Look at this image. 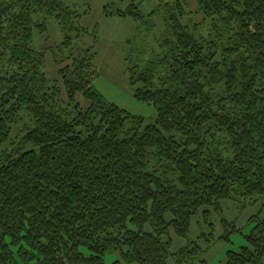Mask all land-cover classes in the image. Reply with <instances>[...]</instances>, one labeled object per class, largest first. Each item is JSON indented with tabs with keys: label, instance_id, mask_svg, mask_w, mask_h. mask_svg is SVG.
<instances>
[{
	"label": "trees",
	"instance_id": "trees-1",
	"mask_svg": "<svg viewBox=\"0 0 264 264\" xmlns=\"http://www.w3.org/2000/svg\"><path fill=\"white\" fill-rule=\"evenodd\" d=\"M156 1L163 53L127 67L133 96L156 113L143 127L95 89V53L72 42L71 6L0 0V264H106L107 255L112 264H208L205 250L241 234L222 219L215 237L208 221L223 215L222 201L264 209V0H195L194 10L190 0ZM43 13L63 33L57 84L46 51L31 47L33 32L47 31L35 19ZM116 14L141 18L133 5ZM23 117L30 123L12 137ZM197 215L211 226L204 245L172 252V236L187 238ZM260 215L223 264H264Z\"/></svg>",
	"mask_w": 264,
	"mask_h": 264
},
{
	"label": "rangeland",
	"instance_id": "rangeland-1",
	"mask_svg": "<svg viewBox=\"0 0 264 264\" xmlns=\"http://www.w3.org/2000/svg\"><path fill=\"white\" fill-rule=\"evenodd\" d=\"M71 6L78 18L72 31L69 32L72 42L82 47H92L95 53L94 65L98 70V76L94 81V87L104 98L117 104L133 116L141 118L142 126L155 121L154 108L146 103H141L133 96V88L128 82L127 67L132 64L144 65L152 58L163 53L160 44L169 37L166 31L165 9L163 3L156 0H61ZM195 0H190V8L196 9ZM136 6L141 18L120 17L116 13ZM105 9L113 13L106 16ZM136 10V9H135ZM38 22H45L47 31L33 32L31 47L44 49L46 60L44 71L49 83H58L56 58L65 55L57 52V45L63 39L58 20L54 15L38 14L35 16ZM195 21H200L201 16H194ZM85 28L87 32H83ZM85 107L87 102L78 97ZM30 117H23L11 132L15 133L25 124H29ZM250 201L246 204L243 200L222 201L223 215L212 213L208 223L214 228L217 237L224 230L223 221L233 220L241 230V234H234L229 242L217 241L209 249L201 254V258L208 264H223L228 250H237L245 243L243 234L250 230V218L261 214L264 217L262 200ZM211 226L205 224L199 215L192 220L187 238L173 237L172 252L185 246L190 241H196L200 245L204 242L198 239L200 234H209ZM114 255H107L106 264H112ZM167 264H174L173 258L167 260Z\"/></svg>",
	"mask_w": 264,
	"mask_h": 264
}]
</instances>
